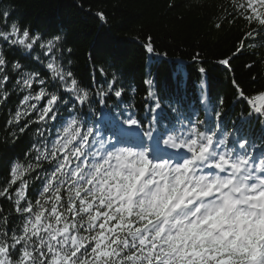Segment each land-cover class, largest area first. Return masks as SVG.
<instances>
[{"label":"snow or ice","instance_id":"obj_1","mask_svg":"<svg viewBox=\"0 0 264 264\" xmlns=\"http://www.w3.org/2000/svg\"><path fill=\"white\" fill-rule=\"evenodd\" d=\"M230 2L223 19L243 21L246 31L236 51L217 61L226 71H234L238 54L264 41V0ZM8 16L0 13V106L18 94L6 125L13 137L32 131L38 138L26 149L37 165L9 159L4 166L0 198L19 222L9 227L0 217V264H264V142L250 141L245 132L253 120L264 128V89L246 93L233 77V99L246 106V115L229 131L223 97L202 95L200 119L171 101L165 105L146 77L141 117L124 99L135 89H125L118 68L109 74L94 66L101 79L81 86L64 66V52L72 50L62 35L45 39L18 22L8 24ZM96 16L107 22L102 12ZM4 45L19 59L10 62ZM142 47L150 57L167 55L151 37ZM104 109L119 126L115 140L96 127L95 113ZM127 136L137 142H126ZM153 138L157 146L150 148L144 140ZM41 160L50 167L33 202L26 174Z\"/></svg>","mask_w":264,"mask_h":264},{"label":"trees","instance_id":"obj_2","mask_svg":"<svg viewBox=\"0 0 264 264\" xmlns=\"http://www.w3.org/2000/svg\"><path fill=\"white\" fill-rule=\"evenodd\" d=\"M230 7V0H0V13L5 10L9 13L8 24L18 22L21 28L39 32L45 39L53 34L63 36L64 48L72 50L70 54L64 52V66L73 72L81 86L92 85L91 77L97 81L101 79L99 73L93 71L94 66L104 67L109 74L118 68L125 89H135L130 103L138 111L144 105L146 86L142 81L146 77L154 80V90L160 98L162 90L167 91L178 82L183 89H190L185 91L186 96H195L194 85L203 82L204 93L210 101L217 96L224 98V110L228 114L224 123L235 124L239 122L237 117L246 115V106L234 101L231 81L235 77L246 93L264 89V60L261 59L264 57V41L257 40L255 47H249L233 58L234 71H226L219 65V59L236 51V45L246 31L243 21L230 24L223 19L222 9ZM97 12L107 17L106 23L99 20ZM218 22L222 23L219 29L215 27ZM4 28V21L0 19V29ZM148 37L154 41L156 51L167 53L165 57L171 62L150 57L145 52L142 45ZM3 52L10 62L19 59L18 52H13L7 45L3 46ZM197 53L199 60L194 61L193 56ZM68 59L71 64L67 63ZM174 60L183 64H175ZM248 64L254 67L249 70ZM200 66L207 70L206 74H198ZM130 92L127 91L125 100L129 99ZM167 93L176 97V90ZM17 100L18 94L0 106V186L7 179L4 166L9 159L22 165H37L34 156L28 160L26 149L37 140L38 133L34 135L29 131L16 138L6 125ZM200 112L203 114L204 109ZM100 113L96 112L95 117ZM253 124V132L258 137L264 136V128L262 131L258 122ZM54 135L51 129L45 131L46 137ZM36 146L43 148L42 142ZM49 167V161L41 160L26 174V193L33 202ZM15 215L12 205L0 198V217L8 219L9 227L19 222L18 219L12 220Z\"/></svg>","mask_w":264,"mask_h":264}]
</instances>
